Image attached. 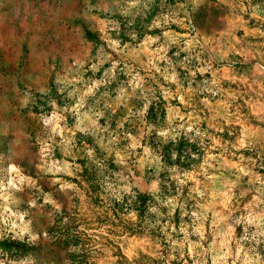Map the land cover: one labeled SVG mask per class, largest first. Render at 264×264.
Listing matches in <instances>:
<instances>
[{"label": "rangeland", "instance_id": "1", "mask_svg": "<svg viewBox=\"0 0 264 264\" xmlns=\"http://www.w3.org/2000/svg\"><path fill=\"white\" fill-rule=\"evenodd\" d=\"M0 264H264V0H0Z\"/></svg>", "mask_w": 264, "mask_h": 264}]
</instances>
